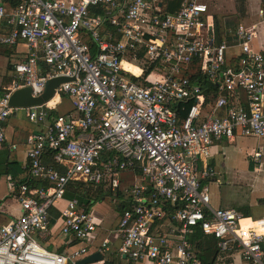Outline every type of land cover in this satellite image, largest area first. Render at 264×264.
Segmentation results:
<instances>
[{
	"label": "built area",
	"instance_id": "obj_1",
	"mask_svg": "<svg viewBox=\"0 0 264 264\" xmlns=\"http://www.w3.org/2000/svg\"><path fill=\"white\" fill-rule=\"evenodd\" d=\"M176 1L21 0L11 11L0 1V30L5 24L13 27L0 34V45L23 41L30 52L14 65L12 85L0 98V143L3 123L14 111L11 97L20 89L29 87L39 97L51 79L70 78L57 94L69 97L76 113L46 124L47 106L26 110L41 129L28 137L27 181L10 184L22 214L0 228V264H76L89 253L87 244L59 254L40 242L49 232L51 209L65 200L74 182L120 193L125 173L136 177L126 190L130 207L117 228L123 257L150 264H204L190 242L200 229L219 241L220 250L237 247L245 264H264V219L247 226L249 218L238 211L214 208L204 182L216 171L207 163L200 167L218 141L264 138V53L253 49L260 23L240 24L236 42L217 43L208 1L182 0L169 11ZM102 7L106 19L93 17L92 10ZM105 21L122 40L111 32L102 38ZM131 55L133 62L154 65L159 76L143 82L144 70L137 68V75L125 67ZM196 76L217 91H209ZM49 151L65 173L44 164ZM253 158L258 162L261 154ZM35 180L50 186L33 188ZM61 218V233L83 244L98 231L94 214L77 200L66 201ZM108 245L105 240L98 251Z\"/></svg>",
	"mask_w": 264,
	"mask_h": 264
},
{
	"label": "crops",
	"instance_id": "obj_2",
	"mask_svg": "<svg viewBox=\"0 0 264 264\" xmlns=\"http://www.w3.org/2000/svg\"><path fill=\"white\" fill-rule=\"evenodd\" d=\"M2 4L7 7L8 11H11V7L5 3ZM261 11H263V9ZM92 16L95 18L104 19L106 16V9L104 7L94 8L92 10ZM262 21H264V19ZM262 21L257 23L260 24L257 27L258 34L253 40V49L255 51L264 53V22ZM12 28V26L5 24L0 30V34L10 33ZM108 32L114 33L116 39L122 40L121 33H119L117 29H114L108 22L105 21L104 26L100 29L103 39L108 37ZM87 42L91 45L95 52L96 45L94 41L89 37ZM29 54V48L23 41L18 42L13 46L0 45V98L12 85L15 77L14 65L18 62L24 61L29 56ZM138 57L143 59L144 55L140 54ZM130 58L134 60L132 55L126 59L127 61H125L128 65L144 70V74L141 79L143 82H146L145 79L150 81L151 79L159 76V72L154 65H144L146 61H144L145 63L141 61L133 62ZM139 72L136 74H140ZM134 80L140 79L134 78ZM44 105L47 106V110L50 114L46 124L51 123L59 114L63 115L68 112H72L71 114H68L69 116H75L76 114L73 108L72 100L69 97H62L60 94H56V96L50 102ZM26 110L14 109L11 115L3 123L5 139L0 143V228L19 218L22 214L21 205L16 196V190L12 189L10 184L15 183L16 185H19L27 181L29 171L28 151L31 148L28 145V137L32 134L38 133L41 129L40 126L32 123L28 119ZM41 127L43 128L42 125ZM241 138L245 137H239L235 140L224 139L222 141L216 142L212 148L211 158L207 162H200V167H203V165H206L207 163L209 167L215 169L216 171L215 178L204 182L210 188L212 184H217V182H219L218 176L221 174L220 169L224 167L227 155L231 153V148H233V145H235L237 140ZM13 146L17 147L14 148ZM256 153L261 154V158L258 162H256V160L253 158L254 154ZM246 154L247 160L249 162H254L256 165L253 171V182L255 186L254 189H252V194L247 202L227 203L223 201V198L220 194L212 196L211 189L210 194L212 206L214 208L234 209L241 213L244 217L246 216V218H249L244 221V224L250 226L256 225L253 224L252 221L264 219V210H261L264 207V145L263 147H258L252 152H247ZM43 162L50 168H53L52 166L56 164V168L53 169L58 170L61 173H65L66 171V167L55 160V153L53 151H49L44 154ZM135 177L136 176L133 173H125L123 175V190L117 194L103 186L104 190L110 192V196H108L104 201L98 202L89 208L96 219L98 231L96 234L92 235L85 244L77 241L73 236H64L61 233L63 226L61 210L65 207L66 201L76 200L69 199L66 196L64 201L59 202L51 209L50 229L46 239L40 240L41 244L48 250L57 252L59 254H70L74 250H77L87 244L90 248L89 253L81 258L77 263L91 255L97 254L98 256H101L102 259L92 264H150L148 261H132L129 258H125L120 255L118 251L121 240L117 233V228L122 215V213L118 210V207L123 204L126 206V209L130 207L132 199L128 196L126 190L134 184ZM128 180H133L131 186L127 185ZM30 186L33 188H48L50 184L45 181L35 180L30 183ZM164 225H166L165 222ZM159 227L160 226L158 225V228ZM160 228V231L163 230L162 227ZM262 232H264V228H262ZM105 240H109L108 249L100 253L98 251V247ZM195 252L198 256V252L196 250ZM213 264L245 263L242 260L239 249L237 247H230V249L225 251L219 249V253L215 257Z\"/></svg>",
	"mask_w": 264,
	"mask_h": 264
},
{
	"label": "rangeland",
	"instance_id": "obj_3",
	"mask_svg": "<svg viewBox=\"0 0 264 264\" xmlns=\"http://www.w3.org/2000/svg\"><path fill=\"white\" fill-rule=\"evenodd\" d=\"M263 0H208L211 14L218 16L224 22L255 25L262 21L260 11ZM263 138H241L231 148L224 167L220 169L219 182L211 185L213 195H221L227 203H246L254 189L253 171L255 163L247 160L250 153L258 147H263ZM264 161V159H263ZM264 171V170H263ZM128 180L127 185H132ZM264 210V207L261 209ZM258 218V217H257ZM256 219V218H253Z\"/></svg>",
	"mask_w": 264,
	"mask_h": 264
},
{
	"label": "trees",
	"instance_id": "obj_4",
	"mask_svg": "<svg viewBox=\"0 0 264 264\" xmlns=\"http://www.w3.org/2000/svg\"><path fill=\"white\" fill-rule=\"evenodd\" d=\"M2 3L7 4L12 9L16 8L20 3L21 0H0ZM182 0H177L175 4L168 5L169 11H174L175 9L181 6ZM262 9L264 11V0L262 1ZM213 15V14H212ZM240 24L237 22L234 23H226L219 19L218 16L213 15V34L215 36V40L217 43L222 42L223 40H227L229 43L236 42L235 38V30ZM196 80L198 79L199 82L206 87L209 91L215 93L217 88L213 86H209L208 83L203 81L200 76H196ZM148 80V79H147ZM146 81V79H145ZM217 94V93H216ZM217 95H224V93H218ZM62 97H66L62 95ZM208 97V95H207ZM192 105V102L187 103L184 105V110L181 109V117H185ZM72 112H68L63 115L71 114ZM61 116L60 114L57 115ZM56 164L52 166L56 168ZM62 170V169H60ZM108 196H110V192L104 190L102 185H93L88 183L82 182H74L68 186L66 197L69 199H76L80 202V205L85 209H89L93 205L98 202L104 201ZM126 209V206L120 205L118 210L123 213ZM246 217V216H245ZM190 242L192 243L194 249L198 252L199 259L204 264H213L215 257L219 253V241L212 236L204 235L200 229H197L196 233L191 237Z\"/></svg>",
	"mask_w": 264,
	"mask_h": 264
},
{
	"label": "water",
	"instance_id": "obj_5",
	"mask_svg": "<svg viewBox=\"0 0 264 264\" xmlns=\"http://www.w3.org/2000/svg\"><path fill=\"white\" fill-rule=\"evenodd\" d=\"M69 81H71V79L67 77H57L51 79L47 85L45 93L39 97H34L32 94V90L29 87L20 89L14 92V94L12 95L10 100V107L13 109L26 110L32 107L44 105L50 102L56 96L57 90L59 89L61 84ZM101 259V256L95 254L85 258L77 264H92Z\"/></svg>",
	"mask_w": 264,
	"mask_h": 264
},
{
	"label": "bare ground",
	"instance_id": "obj_6",
	"mask_svg": "<svg viewBox=\"0 0 264 264\" xmlns=\"http://www.w3.org/2000/svg\"><path fill=\"white\" fill-rule=\"evenodd\" d=\"M125 67L128 68V69H130V70H132V71H134L135 73H138V72H139V70H138L137 68H135V67H133V66H130V65H128V64H125ZM139 73H140V72H139Z\"/></svg>",
	"mask_w": 264,
	"mask_h": 264
}]
</instances>
